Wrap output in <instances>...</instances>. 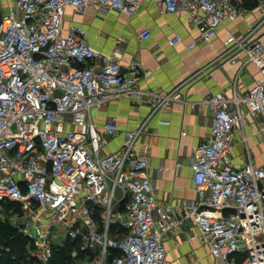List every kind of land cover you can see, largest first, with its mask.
<instances>
[{"label":"built area","instance_id":"obj_1","mask_svg":"<svg viewBox=\"0 0 264 264\" xmlns=\"http://www.w3.org/2000/svg\"><path fill=\"white\" fill-rule=\"evenodd\" d=\"M152 1L161 15L184 12L202 40L246 11L241 0ZM142 3L12 0L0 15V221L33 244L31 253L41 264L50 260L54 244L66 240L77 244L72 264H178L164 246L177 219L173 207L153 195L147 159L136 147L141 126L125 132L116 151L102 153L104 135L117 126L98 125L90 111L121 96L146 98L152 111L185 98L178 86L162 94L141 89L138 80L148 73H140L137 59L122 65L117 48L96 50L83 27L64 21L66 7L130 16ZM256 7L264 14V0H256ZM262 23L264 15L223 41V54L230 52L225 61L234 63L237 46L259 76L241 94L216 92L200 101L211 110V132L194 148L197 198L183 210L212 264H264V166L254 163L249 149L239 165L231 157L233 128L244 115L258 118L264 137V32L256 31ZM179 41V35L168 40Z\"/></svg>","mask_w":264,"mask_h":264},{"label":"crops","instance_id":"obj_2","mask_svg":"<svg viewBox=\"0 0 264 264\" xmlns=\"http://www.w3.org/2000/svg\"><path fill=\"white\" fill-rule=\"evenodd\" d=\"M239 2L245 14L223 21L210 40L200 38L184 12L161 15L152 0H143L130 16L98 8L82 13L65 9V25L83 27L86 41L93 48L103 53L117 48L116 57L122 65L131 58L139 61L140 73L148 74L140 77L138 87L162 94L178 86L185 98V102L173 101L152 111L146 98L121 96L90 111L98 125L113 122L117 126L115 133L104 135L102 153L116 151L125 132L141 126L136 147L147 159L146 174L153 195L158 203L170 204L177 219V225L165 235L164 246L167 258L178 264H212L198 229L183 210L186 203L197 198L191 169L194 148L209 139L211 132V110L200 101L216 92L227 97L241 94L259 76L253 62L243 61L245 54L239 47L231 51L234 63L225 61L230 52L223 54L227 51L223 41L228 36L242 35L264 15L257 9L256 0ZM11 5L12 0H0V15ZM143 30L148 31L146 37L139 35ZM256 31L262 34L264 23ZM173 35H179L181 41L169 44ZM118 39L121 41L116 44ZM190 43L194 44L192 48L187 47ZM257 122V117L244 115L241 126L233 128L231 157L237 165L249 149L254 163L264 166V137L258 132Z\"/></svg>","mask_w":264,"mask_h":264},{"label":"trees","instance_id":"obj_3","mask_svg":"<svg viewBox=\"0 0 264 264\" xmlns=\"http://www.w3.org/2000/svg\"><path fill=\"white\" fill-rule=\"evenodd\" d=\"M74 248L77 244L68 240L54 244L47 264H72L71 251ZM32 249L33 244L16 228L6 220L0 221V264H41L31 253Z\"/></svg>","mask_w":264,"mask_h":264},{"label":"rangeland","instance_id":"obj_4","mask_svg":"<svg viewBox=\"0 0 264 264\" xmlns=\"http://www.w3.org/2000/svg\"><path fill=\"white\" fill-rule=\"evenodd\" d=\"M260 149H261V147H260ZM118 192H116V194H117Z\"/></svg>","mask_w":264,"mask_h":264}]
</instances>
